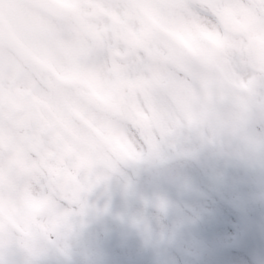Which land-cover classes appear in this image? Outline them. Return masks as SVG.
Masks as SVG:
<instances>
[{
	"label": "rangeland",
	"instance_id": "obj_1",
	"mask_svg": "<svg viewBox=\"0 0 264 264\" xmlns=\"http://www.w3.org/2000/svg\"><path fill=\"white\" fill-rule=\"evenodd\" d=\"M62 1L77 8L75 15L65 21L47 17V22L45 14L0 0V24L17 43L2 58V71L9 85L27 90L40 109L22 129L0 118V148L4 155L17 151L14 167L13 156L0 149V217L13 225V238L0 236V247L20 252L16 228L56 239L93 183L146 150L153 160L166 148H179L182 155L212 152L249 167L264 166V71L246 56L249 42L264 38V0L262 7L256 0H135L138 17L119 0ZM226 11L248 36L218 26ZM133 24L138 37L132 36ZM180 33L193 48L204 44L199 58L204 67L181 50ZM170 56L179 66L165 62ZM184 66L208 90L182 74ZM223 83L247 89L260 113L210 95V87ZM160 89L168 93L166 108L160 105ZM186 132L190 140H183ZM235 136L238 145L229 143Z\"/></svg>",
	"mask_w": 264,
	"mask_h": 264
},
{
	"label": "snow or ice",
	"instance_id": "obj_2",
	"mask_svg": "<svg viewBox=\"0 0 264 264\" xmlns=\"http://www.w3.org/2000/svg\"><path fill=\"white\" fill-rule=\"evenodd\" d=\"M0 264H264V166L146 150L90 186L45 252L0 247Z\"/></svg>",
	"mask_w": 264,
	"mask_h": 264
},
{
	"label": "bare ground",
	"instance_id": "obj_3",
	"mask_svg": "<svg viewBox=\"0 0 264 264\" xmlns=\"http://www.w3.org/2000/svg\"><path fill=\"white\" fill-rule=\"evenodd\" d=\"M114 12L115 11L113 10V8L109 7V13L114 14ZM133 27H134V24L131 26L132 36H137L138 37V35H136L133 32ZM183 140H190V136H189V133L188 132H186L185 134H183Z\"/></svg>",
	"mask_w": 264,
	"mask_h": 264
}]
</instances>
